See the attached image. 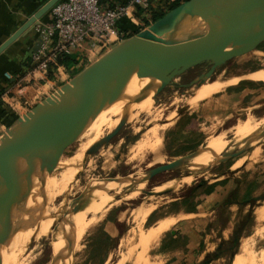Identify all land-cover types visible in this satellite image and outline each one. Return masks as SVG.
Masks as SVG:
<instances>
[{
    "label": "rangeland",
    "instance_id": "374dc122",
    "mask_svg": "<svg viewBox=\"0 0 264 264\" xmlns=\"http://www.w3.org/2000/svg\"><path fill=\"white\" fill-rule=\"evenodd\" d=\"M262 46L264 47V44ZM205 67L206 65H201L195 69H192L180 78L175 79L174 83L171 86L166 87L164 91H162L156 97L155 101H153L152 98L154 87H152L151 90L141 89L140 98H133L135 101V107L132 106L128 109L123 107L119 109V113L117 112V114L112 116L107 126L101 129L100 140L113 131L118 123H122L123 125L117 136H115L107 145H104L92 157L88 159L85 158L86 152L94 145L89 149L84 148L82 143L68 147L62 153L63 155L67 157L70 156L69 158L72 161L75 160L73 161L74 163L77 162V158L75 157L77 152L78 155H82L83 153V158L78 160L79 164H73L75 167H78L74 169L75 174H73L72 172L74 171L71 170L72 172L70 174V178L72 181L69 183L70 186L66 187L64 191L62 190L63 188L61 191L60 187L57 188V180H62L61 172H55L51 163L49 162V168L52 170H48V174L45 176V180L43 181L44 186L42 184L40 189L39 187L37 188V186H39L38 183H35L33 186L35 191H33L34 194L31 195L32 199L28 200L30 203L29 206L32 205V209H34V206H43L44 208L46 206L49 208V212L47 213V209L43 211L44 208H42V214L44 217L42 218L41 214L39 215L40 217H33L34 221L31 224V227L30 224H28L27 218L26 229L20 232L22 235L17 234L15 237V240H18V242L19 239H21V236L24 237L22 240H20L24 246H22L23 250L27 251L28 249V252L31 250H38V258L35 260V264H46L51 253L55 249V242L58 243L60 239L68 233V230L71 231V229L68 228L71 219L67 221L68 223L66 222L67 225L66 223L62 225V230H60L62 233L61 237L58 236L56 230L52 226V221L50 220L53 218V220L55 219V223L60 225L67 217V214H69L72 210L71 207L74 206V202H72V205L68 204V202L71 203V201L82 195L84 204L82 205L80 213L74 219V225H78L83 220L84 224H87L86 226H89V228L81 236L76 248L77 250L72 249L73 245L70 248L69 243L66 247V250L64 249L65 251L62 253V255L59 254L61 252H56L58 254L55 255L58 257H56V260L58 259L56 264H62V262H59L60 255L67 261L63 262V264H152L151 262L157 263L159 261H162L163 264H165L169 260L168 258H171L173 255H175L171 253L174 252V250L178 252V255L180 253H185L187 238L182 234L188 231V229H186L182 223L178 230L173 232L170 231V233L167 232L164 235L161 233L157 235L151 243L149 240L147 242H143V233L140 232L154 228V226L158 223L157 221L160 219L164 220L165 218L169 220L173 218L175 220L176 217L177 219H190L187 218V215L191 213H196L199 215L202 214L201 217H204L203 222L200 221L198 228L203 239L199 246H196V250L199 249L196 253L201 254L202 250H204L205 254L203 253L200 256L203 260H201L199 264L206 262V260H208L207 264H230L232 257L237 252L241 241H243L248 236H255L257 231L263 233V240L260 237H258L259 239L256 238L259 243L258 246L261 245L264 247V220H257V212L261 209L264 210V143L258 146L260 150L259 153L261 154L259 158H252L250 155H252L253 150L249 151L248 148L243 155L222 163H212L204 172H195L191 178L185 177L172 180L173 178L180 177L179 174L181 170H179L158 175L150 182L134 184L129 188L128 191L130 201L121 199L123 192L127 190V188L123 189L109 203L110 206L103 212L102 217L99 218V220L96 219L100 212L99 206L105 197L109 194H112L113 192H116L120 188L125 187L127 183L126 179L124 181L125 177H141L145 175L148 170L156 166L167 164L168 162L174 161L180 156L190 154L203 147L205 145V141L210 136H217L223 133L226 136L227 141L231 143L237 139L234 137H236L235 132H237L236 129L238 127L237 125L239 121H243L249 116L259 118L264 115V83L251 82L248 79L249 76L254 72L261 70L264 71L263 50L259 49L246 56L236 58L229 62L224 68L217 71L212 76V79L208 80L207 82L216 86H212V88H214L213 91H218L213 92L199 104H187L185 106L183 103L175 105L174 99H179L181 96H184L185 92L191 89H185L181 87V85H188L191 83L196 76L204 73ZM64 68L65 71H63V73H66L68 69H66L67 67L63 65L62 69ZM69 68L73 69V67ZM77 72L78 71L70 70L68 72L69 77L65 78V76H62L63 81L55 84L51 89L48 90L47 94L51 93L57 86L68 82L77 74ZM136 79L137 78H134V81H132V79L130 82H133L134 87H138V85L135 83L139 82L141 87L143 83L141 84L140 81L142 80ZM143 82L146 84L148 81L143 80ZM228 82L229 84H227ZM145 84H143V86ZM231 86H233L232 91L227 90L228 92H224ZM193 87L195 88L196 85ZM143 92L145 95L142 94ZM233 92L234 94L230 96L229 94ZM226 95L231 97L230 102H220L221 99H225V97H227ZM142 97L146 98L147 101H145V103H142ZM128 100L133 102L131 101V98H126L124 102L127 101L129 103ZM13 104L14 103H12V105ZM143 104H146V106L151 104V106H148V110H146V108L144 110ZM13 106H16L14 107V111L15 109L19 111L16 113H23V110L26 109H22L23 107L19 105ZM140 109H143V111ZM153 109L154 111L152 112ZM30 110L31 109H29L27 112H30ZM147 111H151V114ZM146 112L150 114V116L146 115ZM175 112L177 113L176 117H178L171 120L167 124L168 115H170V113L175 114ZM120 113H122V116L119 119V122L114 123L113 118H115ZM153 113L155 114L152 116ZM158 115L160 116L159 119ZM147 118L150 119L148 120ZM80 119L82 120L83 117ZM154 120L157 122L155 121L156 123L152 124L154 123ZM153 125L164 128L162 133L159 135L160 137H157V140L150 135L151 130L154 129ZM262 131H264V128ZM232 133H234L235 136L232 135ZM145 137L148 138L145 152H141L140 156L139 153L138 155L135 153L136 156H132L134 153L133 149L137 142L145 139ZM237 140H235V142ZM245 145L246 143L244 142L241 146L227 151H236ZM227 148L229 147L222 149L220 152L218 151V153L215 152L211 154L213 156L214 154L218 155ZM211 154L204 157L199 163L192 164L191 162V165L200 167L203 164L208 163V160L212 156ZM195 167L193 168L194 170L197 169ZM46 177H50L53 180L49 178V181ZM112 178L119 180L122 178V181H118L119 183L121 182L119 184L120 186L116 188H110L108 183L114 180ZM186 179H189V181L185 182ZM54 181H56V183ZM88 181H92V183H89ZM45 183L48 188H46ZM53 183L55 189L57 188V190L52 187ZM217 183L224 184L214 189L209 188V186L216 185ZM103 185L104 190L102 192ZM233 189H237L239 200H241L248 192L247 195L248 197L250 196L249 199L251 200V203H245L239 206L233 204L223 210L218 203L222 201L225 193H228ZM87 190H90L92 193L90 197ZM150 190H152L154 194H148ZM60 192L62 194H59ZM48 195H50L49 197H51V195H55V197L52 196L51 200L46 198ZM86 197L88 198L85 199ZM39 198H44L41 199L43 201L46 199V205L45 201H42L44 205L41 204ZM23 200L24 199L16 202L14 205L15 207L13 209H15V217H13V212H11L10 222H15L18 211L20 212V210H22L20 209L21 206H18L19 208H16V206L23 203ZM36 200L39 201L35 204ZM67 200L70 201L67 202ZM38 203L41 205H38ZM51 206L54 208L52 209ZM38 217L41 221L38 220ZM48 217L50 219H48ZM192 217L194 220L191 221H196L195 219H197L196 217L198 216ZM43 219H46L44 221L47 224L43 223ZM210 220L211 222L207 226V223ZM76 222L78 223L75 224ZM88 222H90L89 224L92 223L91 226L88 224ZM48 223L50 224L48 225ZM9 224L11 225L14 223ZM34 226H37V228L38 226L41 227L40 229H42L44 233L39 231L40 229H35L37 230V232L34 231L37 233L35 234L33 232ZM46 228L49 229L45 230ZM38 231L40 233H38ZM235 231L238 232V243L234 253L229 255L227 252H222V248L224 245L230 242ZM160 236H162V238H160ZM118 238L119 241L122 240L119 247V260V251L116 249L118 245ZM159 238L161 240H159ZM125 240L127 242L126 247L128 251L124 253L125 250L123 246L125 244ZM146 243L150 245L149 249V245H146ZM13 246H15V244H13ZM136 246H138V250H134ZM67 248H69V250ZM3 250L6 252L5 247ZM187 259L188 257L185 255V257L182 259L180 258L178 261L176 260V262L173 264H185L183 262H185ZM191 261L192 259L190 262Z\"/></svg>",
    "mask_w": 264,
    "mask_h": 264
},
{
    "label": "water",
    "instance_id": "95a60500",
    "mask_svg": "<svg viewBox=\"0 0 264 264\" xmlns=\"http://www.w3.org/2000/svg\"><path fill=\"white\" fill-rule=\"evenodd\" d=\"M59 1L49 0L0 47V53L32 29ZM263 44L264 0H186L83 68L30 112L19 117L0 136V264H3L1 249L12 236L9 223L14 205L28 199L34 183L41 187L48 174V162L71 144L84 109L91 102L105 94H109V99L120 94L133 76L148 80L144 87H154L152 98L155 101L175 79L206 65L204 73L188 85H181L185 89L199 87L229 62L259 50ZM110 79L117 83L114 87L102 85L103 80ZM122 126L118 123L111 133L86 152L85 158L107 145ZM263 135L264 131L241 149L225 151L214 163L243 155ZM197 155L198 150L130 180L150 182L163 173L187 169L189 161ZM210 165L198 172H204ZM148 194L154 193L150 190ZM82 198L83 195L74 201ZM27 210L31 227L34 214L31 207ZM78 210L79 207L72 209L67 216Z\"/></svg>",
    "mask_w": 264,
    "mask_h": 264
},
{
    "label": "bare ground",
    "instance_id": "6f19581e",
    "mask_svg": "<svg viewBox=\"0 0 264 264\" xmlns=\"http://www.w3.org/2000/svg\"><path fill=\"white\" fill-rule=\"evenodd\" d=\"M134 78H136L135 76H134ZM134 78L132 77L131 78V80L132 81H134ZM249 81H251V82H262V83H264V71L263 70H261V71H257V72H254L252 75H250L249 76ZM137 80V79H136ZM145 81V80H144ZM148 81V80H147ZM136 82H138V81H136ZM141 82V84L143 83V84H145L144 82H143V80L142 81H140ZM148 83V82H147ZM146 83V84H147ZM214 83V82H213ZM113 84H117L114 80H103L102 81V85L103 86H106V87H114L115 85H113ZM135 84H137L138 85V87H134V84H133V82H130L129 81V83H128V85L126 86V88L120 93V94H118V95H116V96H114V97H112V98H110L109 99V94L107 95V94H105V95H103V96H101L100 98H98V99H96L95 101H93V102H91L90 103V105L89 106H87L85 109H84V114H82V115H84V116H81V118L83 117V119L81 120L80 119V121L78 122V125H77V128H76V131H75V134H74V138H73V140H72V142H71V144L68 146V147H70V146H74V145H78V144H80V143H82V146L84 147V148H86V149H89L91 146H93V145H95L97 142H99V140L101 139V129L103 128V127H106L107 126V124L110 122V119L112 118V116H114L115 114H117V112H118V110L119 109H121V108H123V107H125V108H130V107H132V106H134V100H133V98L135 99V97H138V99L140 98V91H141V89L143 90V89H150L151 90V88L152 87H144L143 86V84H142V86L140 87V84H139V82L138 83H135ZM145 84V85H146ZM227 84H229V82L227 83ZM231 84V83H230ZM214 85V84H213ZM213 85H211L210 83H208V82H206L205 84H203V85H201V86H199V87H192L190 90H188L187 92H185V94H184V96H181L179 99H177V98H175L174 100V104L175 105H179V104H183L184 103V105L186 106L187 104H199L200 102H202L203 100H205L208 96H210L213 92H216V91H218V90H216V91H213V89L214 88H212V86ZM215 86V85H214ZM216 87V86H215ZM142 94H144V92L142 93ZM145 95V94H144ZM143 95V96H144ZM142 96V95H141ZM126 98H131L132 100L131 101H133V102H130L129 100V103L127 102H124V100L126 99ZM141 101H142V103L144 102L145 103V101H147L146 100V98L145 97H142L141 98ZM153 102V101H152ZM151 102V103H152ZM141 104V103H140ZM148 104H149V102H148ZM139 105V104H138ZM137 106V105H136ZM140 106V105H139ZM149 107L151 106V104L150 105H148ZM148 106H146V104H143V108H144V110H145V108H146V110H148L149 109V107ZM135 107V106H134ZM142 107V106H141ZM184 107V106H183ZM138 108V107H137ZM134 109V108H133ZM150 109H152V108H150ZM140 110H142L143 111V109H140ZM157 110V109H156ZM154 111V109L152 110V112ZM145 112V111H144ZM148 112V111H147ZM145 113L146 115H148V116H150V112H148V113H150V114H148V113ZM177 112V111H176ZM175 112V114H171L170 113V115H168V121H167V124L171 121V120H173V119H176L177 117H176V113ZM119 113V112H118ZM123 113H124V111H123ZM136 113V112H135ZM155 113H153L152 114V116L154 115ZM135 115V114H134ZM121 116H122V113H120V114H118L115 118H113L114 119V123H118L119 122V119L121 118ZM157 116V115H156ZM132 118V117H131ZM135 118V117H134ZM153 118V117H152ZM151 118V119H152ZM160 118V116L158 115V119ZM130 119V118H129ZM135 119H137V118H135ZM148 119V118H147ZM150 119V118H149ZM148 119V120H149ZM157 119V120H158ZM127 120V119H126ZM125 120V121H126ZM166 120V119H165ZM113 121V120H112ZM134 121V120H133ZM152 121V120H151ZM156 120H154L153 122L154 123H152V124H155L156 122H155ZM236 125H237V123H236ZM154 127V129H152L151 130V136L152 137H154L156 140H157V137H160L159 135L162 133V131L164 130V128H160V126H155V125H153ZM238 127H237V132H235L236 133V137H234V138H237V139H235V140H237L236 142H235V140L233 141V142H228L227 141V138H226V136L223 134V133H221V134H219V135H217V136H210L206 141H205V145L203 146V147H201L200 149H198V155L196 156V157H194L193 159H191L190 161H189V167L187 168V169H183V170H181L180 171V177H177V178H173L172 180H174V179H181V178H185V177H188V178H191L192 177V175L195 173V172H198V171H200L201 169H203L204 167H206L207 165H209V164H212V163H214V162H216V161H218L220 158H221V156H222V154L225 152V151H227V150H231V149H234V148H236V147H238V146H241L244 142L245 143H250V141H253V139L254 138H256L259 134H260V132H262V129L264 128V115L263 116H261V117H259V118H255V117H253V116H249V117H247L245 120H241V121H239L238 122V125H237ZM150 127H151V125H150ZM236 127V126H235ZM152 128V127H151ZM114 130V129H113ZM112 132V131H111ZM110 132V133H111ZM232 135H234L235 136V134L234 133H232ZM150 136V137H151ZM151 137V138H152ZM233 138V139H234ZM147 139L148 138H146L145 137V139H142V140H140V141H138L137 142V144L135 145V147H134V149H133V151H134V153H133V155L132 156H134L135 155V153H137V155H138V153H139V156L141 155L140 153L141 152H145V149H146V146H147ZM161 140V139H160ZM157 142V141H156ZM159 143V142H158ZM264 143V135L262 136V137H260L259 139H257L256 141H254L250 146H249V151H252V155H250L252 158H256V157H260V150H259V147L258 146H260V145H262ZM226 147H229V148H227V149H225L223 152H221L220 154H218V155H216V154H214V156L212 155L213 153H218V151L220 152L222 149H224V148H226ZM257 147V148H256ZM83 149V148H82ZM81 149V150H82ZM83 150H85V149H83ZM83 152V151H82ZM82 152H79V153H82ZM212 153V154H211ZM77 154V155H76ZM75 154V157L77 158L76 159V163H74L73 161H75V160H71L69 157H67V156H65V155H63L62 153L60 154V155H58V156H56L55 158H53L51 161H49L50 163H51V165H52V167H53V169H54V171L55 172H57V171H60L61 172V176H62V180H60V181H58L57 180V188L58 187H60V191H61V189L64 191V189L66 188V187H68V186H70V182L72 181L71 180V178H70V174H71V170H73L74 171V169H76L78 166H76L75 167V165H73V164H76L77 165V163L79 164V162H78V160H81L82 158H83V153H82V155L81 154H79L78 155V152ZM84 154H85V151H84ZM209 154H211L212 156L210 157V159L208 160V163H205V164H203L202 166H200V167H195V166H193V165H191V162H192V164L193 163H199L200 161H202V159L204 158V157H206L207 155H209ZM136 156V155H135ZM72 158V157H71ZM74 158V157H73ZM131 159V158H130ZM253 160V159H252ZM162 161V160H161ZM49 162H48V164H49ZM51 167V166H50ZM51 167V168H52ZM197 168V169H193V168ZM49 170H52V169H50L49 168ZM187 171H191L190 173H188ZM188 174H187V173ZM73 174H75V171L74 172H72ZM208 173V172H207ZM49 174H50V172H49ZM55 174V173H54ZM58 175V174H57ZM54 176H56V175H54ZM53 177V176H52ZM47 178V177H46ZM50 178V177H49ZM49 178H47L48 180H49ZM55 178V177H54ZM73 178V177H72ZM50 179H52V178H50ZM112 179H114V178H112ZM125 179L127 180V183H126V185H125V187L123 188H120L119 190H117L116 192H113L112 194H109L108 196H106L105 197V199L102 201V203L100 204V206H99V216L96 218L97 220H99V218H101L102 217V215H103V212L110 206V202L115 198V196L119 193V192H121L123 189H126L127 188V190H125L124 192H123V195H122V197H121V199H123V200H125V201H130V198H129V195H128V191H129V188L131 187V186H133L134 184H139V182H131V180L130 179H132L130 176H128V177H125L124 178V181H125ZM45 180V179H44ZM53 180V179H52ZM56 180V179H55ZM111 180V179H110ZM121 181L123 180L122 178L120 179ZM119 179H114L112 182H109L108 183V185H109V187L110 188H116V187H118V186H120L119 184L121 183H119L118 181H120ZM191 180V179H190ZM50 181V180H49ZM94 181H95V179H94ZM189 181V179H186V181L185 182H188ZM47 182V181H46ZM55 183H56V181H54ZM75 182V181H74ZM89 182V181H88ZM91 183H92V181H90ZM89 182V183H90ZM117 182H118V184H117ZM37 183V182H36ZM49 183V182H48ZM47 183V184H48ZM88 183V184H89ZM111 183V184H110ZM142 183H146V182H142ZM35 184V183H34ZM43 184V186H44V182L42 183ZM49 184H51V183H49ZM97 184V183H96ZM92 185V184H91ZM91 185H90V187H91ZM122 185H123V183H122ZM36 186V185H35ZM42 186V187H43ZM45 186H46V188H48V186L46 185V183H45ZM38 187H40V186H37V188ZM52 187H54V183L52 184ZM57 188L55 189V187H54V189L55 190H57ZM35 189V188H34ZM34 189H32V192H31V194L29 195V197H28V199L27 200H23L24 202L23 203H21L20 205H17L16 206V208L19 206H21V208L20 209H22V210H20V212L18 211V214L16 215L17 217H16V220H15V218H14V220H15V222H10V223H14V224H9L10 226H9V231L11 232V234H12V236H11V239H10V241H9V243H8V245L7 246H5V250H6V252H4V247L1 249V252H2V259H3V264H35V260H37V256H38V250H31L30 252H28V249H27V251L26 250H23L22 248L24 247L23 245H22V241L20 242V240H22V238H24L23 236H21L22 234L20 233L21 231H24L25 229H26V221H27V218H28V215L26 214V212L28 211L27 209H28V207H31V210H32V212H33V214H34V217H36V216H39L40 214L42 215V218L44 217V215L42 214V208H44L43 206L42 207H33L34 209H32V205H30L29 206V201L28 200H30V199H32V197H31V195H33L34 193H33V191H35ZM41 189V188H40ZM50 189V188H49ZM53 190V189H52ZM59 190V189H58ZM103 190H104V185H103V187H102V192H103ZM68 191V190H67ZM88 191V195H89V197L92 195V193H91V191L90 190H87ZM87 191H85V192H87ZM65 192H66V190H65ZM51 194H53L52 192H50ZM49 194V193H48ZM59 194H62L61 192L59 193ZM50 195H48V197L46 196V198H49V199H51L52 198V196H54L55 197V195H51V197H49ZM53 197V198H54ZM88 197H86L85 199H87ZM41 199H44V198H41ZM40 198H39V200H40V202H41V204H43L44 205V201H45V205H46V203H47V201H46V199L43 201V200H41ZM49 199H47V200H49ZM38 200V201H39ZM52 200V199H51ZM37 200L35 201V204L38 202ZM43 201V202H42ZM66 201V200H65ZM68 201H70V200H67V202ZM31 202H34V201H31ZM72 202H74V206L73 207H71V209H74V208H76V207H79V210L76 212V213H74L73 215H68L66 218H65V220H63V222L59 225V224H57V223H55V219L53 220V218H52V220H50V221H52V226H53V228L56 230V232H57V234H58V236H60L61 237V235H62V233L60 232V230H62L61 229V227H62V225H64L68 220H70L71 219V221H70V224H69V229H71V231L70 230H68V233L66 234V235H64L63 236V238H61L60 239V241L58 242V243H56L55 242V249L53 250V252L51 253V255H50V258H49V260L46 262V264H56V261H58V259L56 260V257L57 256H55V255H58L57 253H59V252H61V253H59V254H61L62 255V253L66 250V247H67V245L69 244V241L71 240L72 241V243H73V248L72 249H76L77 248V246H78V243H79V240H80V238H81V236L87 231V229L89 228V226H86L87 224H84V222H83V220H82V222H80L78 225H74V219H75V217H77L78 216V214L80 213V210H81V208H82V205L84 204V201L81 199L80 201H78V202H75L74 200L73 201H71V203H69L68 202V204H70V205H72ZM20 203V202H19ZM26 203H28V204H26ZM18 204V203H17ZM32 204V203H31ZM41 204H39L38 203V205H41ZM109 204V205H108ZM28 206V207H27ZM91 206V205H90ZM15 207V206H14ZM13 207V208H14ZM18 207V208H19ZM88 207V206H87ZM87 207H86V209H87ZM41 208V209H40ZM51 208H52V206H51ZM50 208V209H51ZM54 208V207H53ZM52 208V209H53ZM47 209V213L49 212V208L48 207H46L45 206V208H44V210L43 211H45ZM14 210L15 209H13V214L12 215H14ZM41 210V211H40ZM92 210V209H91ZM72 211V210H71ZM86 211V210H85ZM90 211V210H89ZM41 212V213H40ZM82 212V211H81ZM44 213V212H43ZM94 213V212H93ZM147 213V212H146ZM145 213V214H146ZM258 217H257V220H261V219H263L264 220V210L263 209H261V210H259L258 212ZM20 214V215H19ZM45 214V213H44ZM51 214H53V213H51ZM84 214H85V212H84ZM19 215V216H18ZM46 215V214H45ZM48 215V214H47ZM50 215V214H49ZM98 215V214H97ZM13 217H15V215L13 216ZM40 217V216H39ZM39 217H38V220H40L39 219ZM49 217H52V216H49ZM48 217V219H50ZM11 218V217H10ZM41 218V219H42ZM83 218V217H82ZM13 219V218H12ZM47 219V218H46ZM46 219H43L42 221H44V220H46ZM77 220V219H76ZM93 220V219H92ZM41 221V220H40ZM47 221H49V220H47ZM81 221V220H80ZM93 221H95V220H93ZM175 222V220L172 218V219H169V220H165V221H160V222H158L155 226H154V228H151V229H149V230H147V231H143V232H140V233H143L142 234V240H143V242H147L148 240L150 241V243L154 240V238L157 236V235H159V234H161L162 232H164V231H166L167 229H169L172 225H173V223ZM41 223V222H40ZM43 223H45V221L43 222ZM42 223V224H43ZM68 223V222H67ZM67 223H66V225H67ZM78 222H76L75 224H77ZM90 222H88V224H89ZM45 224H47V223H45ZM50 223H48V225H49ZM92 224V223H91ZM91 224H89L90 226H91ZM93 224H94V222H93ZM48 225H44V226H48ZM50 225V226H51ZM72 227H73V229H72ZM19 228H20V230H19ZM41 227H39L38 226V228H37V226H34L33 227V232L35 231V232H37V230L38 229H40ZM64 228H65V226H64ZM35 229H37V230H35ZM49 228H46L45 230H48ZM44 230V229H43ZM39 231H42V229H40ZM38 231V233H40ZM34 232V233H35ZM43 232V231H42ZM55 232V233H56ZM44 233V232H43ZM42 233V234H43ZM17 234H21V235H19V236H21L20 238L21 239H19V242H18V240L16 241L15 240V237H16V235ZM35 234H37V233H35ZM41 235V234H40ZM19 236H17V237H19ZM43 236V235H42ZM41 236V237H42ZM55 236V235H54ZM52 237H53V234H52ZM258 237H260L261 239L263 238V233L262 232H260V231H257V233H255V236H253V237H248V238H245L243 241H241V244H240V247H239V249L237 250V252L235 253V255H234V257L232 258V261H231V264H264V247L263 246H258L259 245V243H258V241H257V239L256 238H258ZM16 239H18V238H16ZM58 239V238H57ZM259 239V238H258ZM39 240H40V238H39ZM50 240V239H49ZM53 240H55V239H53ZM263 240V239H262ZM56 241V240H55ZM13 242H15V243H13ZM32 242V241H31ZM37 242V241H36ZM260 242V241H259ZM18 243H20V244H18ZM71 243V244H72ZM149 243V242H148ZM148 243H146V245H149ZM13 244H15V246H13ZM35 244H38V243H35ZM145 244V243H144ZM17 245H21V246H17ZM50 245V244H49ZM23 246V247H22ZM34 246H36V245H34ZM52 246V245H51ZM34 248V247H33ZM51 248V249H52ZM36 249V248H35ZM38 249V248H37ZM65 249V250H64ZM68 250H69V248H67ZM15 250H17V251H14ZM23 250V251H22ZM77 250V249H76ZM13 252H14V254H13ZM57 252V253H56ZM55 253V254H54ZM66 253H67V251H66ZM70 254V253H69ZM61 255H60V261L59 262H62V264H63V262H65L66 260L64 259V258H61ZM68 255V254H67ZM69 256V255H68ZM58 258V257H57ZM69 258V257H68ZM67 262V261H66Z\"/></svg>",
    "mask_w": 264,
    "mask_h": 264
},
{
    "label": "built area",
    "instance_id": "2783aa9c",
    "mask_svg": "<svg viewBox=\"0 0 264 264\" xmlns=\"http://www.w3.org/2000/svg\"><path fill=\"white\" fill-rule=\"evenodd\" d=\"M150 9L151 0L59 1L50 10V22H38L33 27L36 41L27 68L20 76L6 74L12 85L0 96V102L8 99L7 106L12 112L17 111L13 105L32 109L35 105L28 89L62 69V58L72 57L85 68L122 38L123 33L117 30L121 21H137L139 12L146 17Z\"/></svg>",
    "mask_w": 264,
    "mask_h": 264
},
{
    "label": "crops",
    "instance_id": "0c3cea01",
    "mask_svg": "<svg viewBox=\"0 0 264 264\" xmlns=\"http://www.w3.org/2000/svg\"><path fill=\"white\" fill-rule=\"evenodd\" d=\"M48 1L49 0H0V47L12 35H14V33H16V31H18V29H20L28 21V19L32 15L37 13ZM115 1L121 2L124 0H115ZM176 1L177 0H151V9L150 10H151V12L153 11L154 13L155 12H158V13L159 12H164V13L168 12L169 11L168 7ZM184 1H186V0H182V2H184ZM138 14H139V16L137 17V21L136 20H134V21L126 20V21H123V23L118 24L117 30L121 31L123 33L122 38L119 41L112 44L111 46H109L108 49L102 51V53L100 54L98 59L101 56H103L105 53L109 52L111 49L117 47L118 45L124 43L126 40L132 38L133 36H135L139 32L143 31L144 30L143 26L146 27V26H149L153 23L152 16H149L147 14L145 17V16H143V14H141V12H139ZM50 20L51 19H50V12H49V13L45 14L39 20V22H41L43 24H48L50 22ZM35 41H36V34H35L34 29L32 28V29L24 32V34H22L20 37H18L4 51H2L0 53V96L12 85V82L6 77V74H10L13 76H20V75H22V73H24V71H25V65H24L25 60L29 56V53H30ZM70 67H73V69L66 68V69H68V71L66 73H63V71H65V68L59 69V71L57 73H51V75H50L51 77L48 76V78L46 80H44L38 84H35L32 88L28 89V90H30L28 92V94L30 96H32V98H31L32 103L34 105H36L37 103H39L40 101H42L43 99H45L46 97L51 95V93H53L59 87H61L63 84H61L60 86H57L51 93L47 94L48 90L51 89L55 84L63 81L62 76H65V78L69 77L68 72L70 70L71 71H78L77 73H79V71H81V69H82V67H80V65H79V62H76L74 65H72ZM232 87L233 86L227 88L224 92H228L227 90L232 91ZM224 92H222V93H224ZM234 92L229 94V95L231 96L232 94H234ZM226 96L227 97H225V99H221V101L220 100H216V101L229 103L231 100V97L228 95H226ZM7 100L8 99H6L3 102H0V105L6 109H9V107L7 106ZM9 111H10V109H9ZM16 112H19V111H16ZM16 112H12V114L15 116V118L10 123L7 124L4 121L3 122L0 121V136L3 133H5L6 130L9 127H11L19 117L24 115L27 112V110H23V113H16ZM201 215L196 214V213L188 214L187 218H190V219H180V218L177 219V217H176L173 225L169 229H167L166 231L162 232V235H164L167 232L170 233V231L171 232L176 231L181 227L182 223H183V226H185L186 229H188V231H186L182 234L187 238V240H186L187 246H186L185 253H180L178 255V252H176L174 250V252H171V253H173L175 255H173L171 258H168L169 260L165 264H173L176 262V260L178 261L180 258L182 259L183 257H185V255L189 259V260L187 259L185 262L181 261L185 264H199L200 261L203 260V259H201L200 256L204 253V250H202L201 254L196 253L199 250V249L196 250V246H199V244L202 242V239H203V237L201 236L200 231L198 229L200 221L203 222V218H204V217H201ZM192 216H198V217H196L197 219H195L196 221H191V220H194V218ZM191 218H193V219H191ZM165 220H168V219H165V218H164V220L160 219L157 222L165 221ZM206 222H208V221H206ZM210 222H211V220L207 223V226ZM148 228H146V229H148ZM248 237H246V238H248ZM160 238H162V236H160ZM160 238H159V240H161ZM126 240L124 241L125 244L123 246V248L125 250L124 253L126 251H128L127 247H126V243H127ZM121 242H122V240L119 241V238H118V245L116 248L119 251L118 260H119V254H120L119 247H120ZM240 244L238 246V249L240 247ZM137 247L138 246H136L134 250H138ZM149 248H150V245L148 246V249ZM234 255H233V257H234ZM191 259H192V261L190 262ZM151 263L152 264H163L162 261L161 262L159 261L157 263L156 262H151ZM230 264H231V262H230Z\"/></svg>",
    "mask_w": 264,
    "mask_h": 264
},
{
    "label": "trees",
    "instance_id": "16d2710c",
    "mask_svg": "<svg viewBox=\"0 0 264 264\" xmlns=\"http://www.w3.org/2000/svg\"><path fill=\"white\" fill-rule=\"evenodd\" d=\"M180 3H182V0H177L176 2L172 3L168 8L169 10L176 7L177 5H179ZM166 13V12H165ZM164 12H151V10L148 12L149 16H152V21L155 22L156 20H158L159 18H161L164 14ZM120 23H123V21H121ZM259 49L264 51V47L261 46ZM26 62H28V57L25 60V68H27L26 66ZM77 61H75L74 59H72V57H64L60 60V64L64 65L65 67L69 68L70 66L74 65ZM51 73L48 75L50 76ZM51 77V76H50ZM15 118V116L12 114L11 111H9V109L4 108L3 106L0 105V121L1 122H6L7 124L10 123L13 119ZM224 183H217L216 185H212L209 186V188H216L219 187L220 185H222ZM204 186V185H203ZM248 193V192H247ZM247 193L243 196V198L241 200L238 199V194H237V189H233L231 191H229L228 193H225V196L223 197L222 201L219 203V206L224 210L226 209L228 206L230 205H243L245 203H251V200L249 199L250 196L248 197ZM222 210V211H223ZM238 232L235 231L232 235V238L230 240L229 243H227L226 245H224V247L222 248V252H227L229 253V255L233 254L235 251V248L237 246L238 243ZM115 245V243H114ZM223 255V254H221ZM208 260H206V262L202 263V264H207Z\"/></svg>",
    "mask_w": 264,
    "mask_h": 264
}]
</instances>
